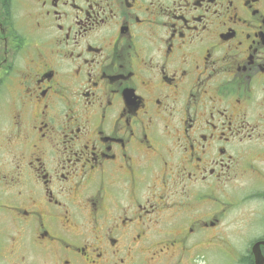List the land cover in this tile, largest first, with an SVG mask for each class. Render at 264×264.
<instances>
[{
  "label": "flooded vegetation",
  "instance_id": "1",
  "mask_svg": "<svg viewBox=\"0 0 264 264\" xmlns=\"http://www.w3.org/2000/svg\"><path fill=\"white\" fill-rule=\"evenodd\" d=\"M13 1L0 215L15 232L0 264H253L264 0H19L16 17ZM240 204L246 254L228 240Z\"/></svg>",
  "mask_w": 264,
  "mask_h": 264
},
{
  "label": "rangeland",
  "instance_id": "2",
  "mask_svg": "<svg viewBox=\"0 0 264 264\" xmlns=\"http://www.w3.org/2000/svg\"><path fill=\"white\" fill-rule=\"evenodd\" d=\"M23 13V6L19 3V0L13 1V15L16 17L18 14ZM248 204H240L236 209L233 210L232 214V223L230 224V236L228 240H230L231 244H234L235 248L239 253L246 254V249L248 248V242L245 241L244 235L237 234L238 232L247 231V222H246V212H247ZM246 229V230H245ZM15 226L5 217L0 215V243L4 240L6 241V245L10 249L9 244L12 241L14 236ZM216 260V256L213 255L208 264H213ZM215 264L217 262L215 261Z\"/></svg>",
  "mask_w": 264,
  "mask_h": 264
},
{
  "label": "water",
  "instance_id": "3",
  "mask_svg": "<svg viewBox=\"0 0 264 264\" xmlns=\"http://www.w3.org/2000/svg\"><path fill=\"white\" fill-rule=\"evenodd\" d=\"M260 245L264 246V241H260V242L255 243L251 248V254H252L253 259H254L253 264H264V257L261 253Z\"/></svg>",
  "mask_w": 264,
  "mask_h": 264
}]
</instances>
